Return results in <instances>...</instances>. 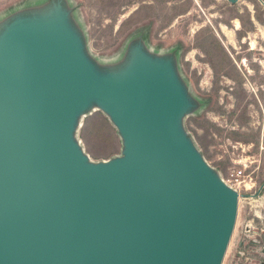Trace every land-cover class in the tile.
Returning a JSON list of instances; mask_svg holds the SVG:
<instances>
[{
    "label": "water",
    "instance_id": "95a60500",
    "mask_svg": "<svg viewBox=\"0 0 264 264\" xmlns=\"http://www.w3.org/2000/svg\"><path fill=\"white\" fill-rule=\"evenodd\" d=\"M0 66H11L0 81V264H221L238 194L186 150L167 65L135 52L121 74L98 75L55 17L10 26ZM90 98L120 128L123 158L88 163L73 143L72 117Z\"/></svg>",
    "mask_w": 264,
    "mask_h": 264
},
{
    "label": "rangeland",
    "instance_id": "374dc122",
    "mask_svg": "<svg viewBox=\"0 0 264 264\" xmlns=\"http://www.w3.org/2000/svg\"><path fill=\"white\" fill-rule=\"evenodd\" d=\"M55 17L98 75L121 74L135 52L167 65L177 133L239 192L221 264H264V0H0V37ZM104 119L101 134L88 130ZM70 129L88 163L125 156L121 130L96 98Z\"/></svg>",
    "mask_w": 264,
    "mask_h": 264
},
{
    "label": "bare ground",
    "instance_id": "6f19581e",
    "mask_svg": "<svg viewBox=\"0 0 264 264\" xmlns=\"http://www.w3.org/2000/svg\"><path fill=\"white\" fill-rule=\"evenodd\" d=\"M52 38L51 37H47V40H51ZM11 71V66L9 68H4L3 66H0V81H3L6 77H7V74ZM164 79V78H163ZM166 79V78H165ZM167 80V79H166ZM95 84L94 82L92 83V85ZM97 84V83H96ZM84 98V99H83ZM81 99H83V102H85V100L87 99V95H84L82 94L81 95ZM186 150L190 153H195V156H196V152L194 150V147L193 146H185ZM246 188V187H245ZM238 207V205H237Z\"/></svg>",
    "mask_w": 264,
    "mask_h": 264
},
{
    "label": "trees",
    "instance_id": "16d2710c",
    "mask_svg": "<svg viewBox=\"0 0 264 264\" xmlns=\"http://www.w3.org/2000/svg\"><path fill=\"white\" fill-rule=\"evenodd\" d=\"M105 125H106V120L104 119V126H99L97 122H95L94 124L88 125L89 127L88 130L96 134H101L103 131H105ZM82 135L84 134L82 133Z\"/></svg>",
    "mask_w": 264,
    "mask_h": 264
},
{
    "label": "built area",
    "instance_id": "2783aa9c",
    "mask_svg": "<svg viewBox=\"0 0 264 264\" xmlns=\"http://www.w3.org/2000/svg\"><path fill=\"white\" fill-rule=\"evenodd\" d=\"M238 172V173H237ZM243 172V170H241V168L240 169H238V171L236 170V172L234 171V172H232V175H237V174H243L242 173ZM223 181H224V183H226L228 186H230L231 188H233L236 192H237V194H238V198H239V192H238V190H237V187L235 186V184H230L229 183V180H225V179H222ZM234 186V187H233Z\"/></svg>",
    "mask_w": 264,
    "mask_h": 264
}]
</instances>
